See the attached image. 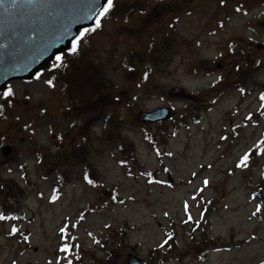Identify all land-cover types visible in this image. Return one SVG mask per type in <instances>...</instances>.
Wrapping results in <instances>:
<instances>
[{
  "label": "rangeland",
  "instance_id": "374dc122",
  "mask_svg": "<svg viewBox=\"0 0 264 264\" xmlns=\"http://www.w3.org/2000/svg\"><path fill=\"white\" fill-rule=\"evenodd\" d=\"M111 11L61 72L64 58L51 60L0 97V264H128L133 252L145 264H259L264 0ZM163 105L172 120H138ZM167 234L173 250L159 248Z\"/></svg>",
  "mask_w": 264,
  "mask_h": 264
},
{
  "label": "water",
  "instance_id": "95a60500",
  "mask_svg": "<svg viewBox=\"0 0 264 264\" xmlns=\"http://www.w3.org/2000/svg\"><path fill=\"white\" fill-rule=\"evenodd\" d=\"M106 0H7L0 5V97L13 79H30L44 68L58 53L64 51L83 25L89 23L92 13ZM92 10L87 22L78 21ZM171 96L191 97L185 88L176 86ZM170 107L142 111L138 120L157 122L171 118ZM10 147L3 148L7 154ZM264 203V198L257 194ZM145 261L129 253L128 264H144Z\"/></svg>",
  "mask_w": 264,
  "mask_h": 264
},
{
  "label": "snow or ice",
  "instance_id": "6c2138e0",
  "mask_svg": "<svg viewBox=\"0 0 264 264\" xmlns=\"http://www.w3.org/2000/svg\"><path fill=\"white\" fill-rule=\"evenodd\" d=\"M5 2H7V0H0V5H3ZM11 3H16L17 0H10ZM114 5V0H107L106 5L102 6L101 9L98 11V13L96 14V19H95V28L93 29H84L81 33H80V38L74 39L72 42V47H71V52L72 53H77L81 44V40L82 38L89 32V31H95L96 28L101 27V19L106 17L107 14L109 13V11L113 8ZM56 60L57 61H62L63 60V56L62 55H57L56 56ZM57 67H59V65H56ZM49 83H51V81H49ZM12 93V89L9 88L6 95L11 96ZM264 98V97H262ZM249 160V154H246L241 161V164L238 165V167H246L247 166V162ZM90 183L92 181H89ZM205 183L207 184V181H205ZM258 211L260 210L259 208L257 209ZM5 217L0 215V219H4ZM191 218V217H190ZM63 231V230H62ZM171 238V237H169ZM167 243V241L165 242ZM62 251H69V247L65 246L63 249H61Z\"/></svg>",
  "mask_w": 264,
  "mask_h": 264
},
{
  "label": "trees",
  "instance_id": "16d2710c",
  "mask_svg": "<svg viewBox=\"0 0 264 264\" xmlns=\"http://www.w3.org/2000/svg\"><path fill=\"white\" fill-rule=\"evenodd\" d=\"M85 42H88V40H85ZM81 50V49H80ZM80 54V52H77V53H69L68 55H69V57L71 58V57H74V58H76L78 55ZM61 68H62V70L65 68L63 65L61 66ZM55 70L57 71V72H61L60 70V68H55ZM59 76V75H58ZM57 76V77H58ZM92 86H93V84H91ZM66 89V92L68 93V89H69V87H67V88H65ZM79 90H82V88L80 87V89ZM191 222V226H192V230H195L194 229V226H196L197 228L200 226V223L201 222H199V221H196V220H193L192 219V221H190ZM175 234L174 235H168L167 236V238L165 239V241H164V243H163V245H161L159 248L161 249V248H169V249H174V247L176 246V238H175ZM169 237H171V238H169ZM167 241V243H165ZM261 264H264V261L261 263Z\"/></svg>",
  "mask_w": 264,
  "mask_h": 264
},
{
  "label": "flooded vegetation",
  "instance_id": "af4514ba",
  "mask_svg": "<svg viewBox=\"0 0 264 264\" xmlns=\"http://www.w3.org/2000/svg\"><path fill=\"white\" fill-rule=\"evenodd\" d=\"M85 93H87V92H85ZM87 109V108H86ZM86 109H85V111H86Z\"/></svg>",
  "mask_w": 264,
  "mask_h": 264
}]
</instances>
